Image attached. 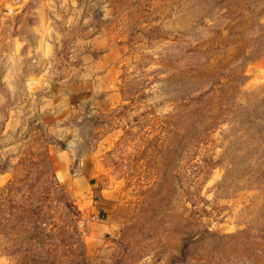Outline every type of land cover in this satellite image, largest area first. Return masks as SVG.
<instances>
[{
  "label": "rangeland",
  "instance_id": "rangeland-1",
  "mask_svg": "<svg viewBox=\"0 0 264 264\" xmlns=\"http://www.w3.org/2000/svg\"><path fill=\"white\" fill-rule=\"evenodd\" d=\"M0 264H264V0H0Z\"/></svg>",
  "mask_w": 264,
  "mask_h": 264
},
{
  "label": "crops",
  "instance_id": "crops-1",
  "mask_svg": "<svg viewBox=\"0 0 264 264\" xmlns=\"http://www.w3.org/2000/svg\"><path fill=\"white\" fill-rule=\"evenodd\" d=\"M100 194H101V192H100ZM94 197H96L94 199V201H95V203H97L96 204L97 205V212L102 215L104 213V211L106 210V208H105V206L103 204H105L107 199L105 197H103L102 194L101 195L94 194Z\"/></svg>",
  "mask_w": 264,
  "mask_h": 264
}]
</instances>
